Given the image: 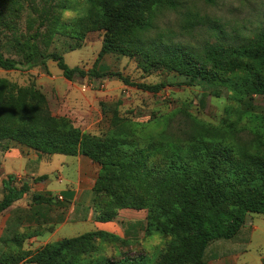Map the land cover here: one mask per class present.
Segmentation results:
<instances>
[{
	"label": "rangeland",
	"instance_id": "obj_1",
	"mask_svg": "<svg viewBox=\"0 0 264 264\" xmlns=\"http://www.w3.org/2000/svg\"><path fill=\"white\" fill-rule=\"evenodd\" d=\"M31 1L38 12L22 13L18 24L20 43L39 27V11L49 7L47 0ZM53 6L58 22L41 27L43 37L37 47L42 53L62 55L72 69L88 72L95 68L120 73L134 85L165 87L155 94L113 77H76L68 81L55 63L43 65L39 59L25 63L16 49L1 46L6 57L21 65L13 72L0 69V79L32 89L46 100L53 122L41 133L55 137L77 132L103 145L109 149L108 161L133 163L137 178L146 181L147 195L153 193L155 183L170 167L180 165L188 174L201 171L207 153L219 147L231 155L223 172L227 181L247 177L239 169L249 167V162L240 158L242 152L264 163V96L247 95L248 85L256 82L253 77L244 71L218 73L214 87L204 90L190 86L188 79L173 73L147 72V65L140 59L102 55L104 32L81 38L77 24L91 8L87 0H58ZM158 28L174 42L201 53L206 44L221 37V32L238 42L242 37L253 39L263 31L264 0H218L214 5L204 0H181L178 9L160 17ZM198 125L224 133L225 142L214 144L189 136L191 132L195 135ZM13 128L33 130L22 124ZM7 143L0 144V201L5 194L3 182L9 176L16 178L14 185L19 189L29 183L30 191L0 214V264L16 262L28 253L52 249L64 239L96 231L110 237L94 240L84 253H66L59 263L107 264L135 258L142 264H170L168 251L181 237L147 235L148 210L119 211L114 224H106L102 230L97 221L111 214L114 196L111 191L99 192L104 184L102 167L97 163L81 155H39L19 147L6 149ZM140 155L144 156L142 170ZM43 176L48 179L35 182ZM37 196L52 202L38 204L34 200ZM233 249L241 253L242 264H264V216L248 215L239 236L233 241L212 243L205 261L218 264V257L228 258Z\"/></svg>",
	"mask_w": 264,
	"mask_h": 264
},
{
	"label": "trees",
	"instance_id": "obj_2",
	"mask_svg": "<svg viewBox=\"0 0 264 264\" xmlns=\"http://www.w3.org/2000/svg\"><path fill=\"white\" fill-rule=\"evenodd\" d=\"M55 1L58 0H47L49 7L39 11V27L20 43L18 24L22 13L30 11L35 14L38 9L31 0H0V48L9 46L16 49L25 63L39 59L46 65L51 61L68 81L76 77H113L127 86L133 85L155 94L165 87L163 84L134 85L120 73H107L95 68L88 72L72 69L62 55L42 53L37 47V41L43 37L41 27L58 22V17L52 12ZM87 1L91 8L77 26L81 38L94 32L105 33L102 55L114 54L140 59L147 65V72L154 70L173 73L188 79L190 86L204 90L214 87L218 73L244 71L256 80L254 84L248 85L247 95L264 96V30L253 39L242 37L238 42L229 40L221 32V37L215 43L206 44L201 53H198L193 48L174 42L158 28L160 17L178 9L181 0ZM204 1L214 5L218 0ZM29 24V29L33 28L32 20ZM19 65L20 61L6 57L0 51L1 70L13 72L18 70ZM52 122L46 100L40 93L0 79V144L8 142L6 149L19 147L39 155H81L97 163L102 167L100 177L104 184L98 189L99 192L111 191L114 196L111 214L97 222L113 223L118 212L126 209L148 210L145 229L147 235L161 233L181 237L180 242L168 251L170 264H208L205 256L212 243L235 240L244 228L248 215L264 216V163L248 152L240 154L242 161L249 162V167H239L245 172L246 178L233 182L225 179L223 172L230 164L231 155L227 149L219 147L207 153L205 167L201 171L188 174L180 165L170 167L155 183L153 193L147 195L146 181L137 178L132 170V162L116 159L108 161V148L77 132L55 137L41 133ZM18 124L33 127V130L13 128ZM195 130V135L192 132L189 135L194 139L214 144L225 142L226 137L220 131L209 130L200 125ZM143 161L144 156L140 155V170ZM47 179V176H43L35 182ZM15 182L14 176H9L3 182L5 194L0 201V214L22 200L30 191L29 183H23L19 189L14 185ZM34 200L38 204L50 205L52 202L40 196ZM108 237L110 235L104 231L89 232L77 238L64 239L52 249L28 253L16 262L5 261L2 264H60L59 261L66 253H84L94 240ZM107 264L142 262L128 258L121 263Z\"/></svg>",
	"mask_w": 264,
	"mask_h": 264
},
{
	"label": "crops",
	"instance_id": "obj_3",
	"mask_svg": "<svg viewBox=\"0 0 264 264\" xmlns=\"http://www.w3.org/2000/svg\"><path fill=\"white\" fill-rule=\"evenodd\" d=\"M108 224H111V223H108ZM112 224H114V223H112ZM100 226H103V227H101L102 230H103L104 228H107V227H104V226H108V225L100 224ZM236 252L237 251L235 249L231 250V255H229V257L226 258L227 260L225 258H223V255H222V258L218 257V261H219L218 264H242L240 262V257H241L240 254L241 253H236Z\"/></svg>",
	"mask_w": 264,
	"mask_h": 264
}]
</instances>
